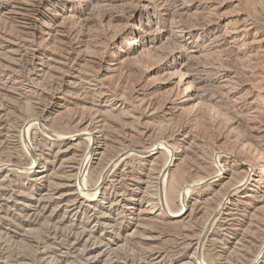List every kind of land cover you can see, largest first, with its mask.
Instances as JSON below:
<instances>
[{
    "label": "rangeland",
    "instance_id": "rangeland-1",
    "mask_svg": "<svg viewBox=\"0 0 264 264\" xmlns=\"http://www.w3.org/2000/svg\"><path fill=\"white\" fill-rule=\"evenodd\" d=\"M261 160L264 0H0V264H264Z\"/></svg>",
    "mask_w": 264,
    "mask_h": 264
},
{
    "label": "bare ground",
    "instance_id": "bare-ground-1",
    "mask_svg": "<svg viewBox=\"0 0 264 264\" xmlns=\"http://www.w3.org/2000/svg\"><path fill=\"white\" fill-rule=\"evenodd\" d=\"M182 82V81H181ZM187 86V85H186ZM188 94V93H187ZM185 95V94H184ZM159 149V148H158ZM173 156H177L179 154V147H175L173 149ZM172 157L170 158L172 160ZM169 159V158H168ZM262 166L260 167L261 170L260 171V174L259 175H253L254 179H251V180H247V182H244L243 184L241 183L240 186L236 187L235 189H247L246 187H253V185H256L258 188L257 189H261V188H264V160H261L260 161ZM169 164V163H168ZM167 164V165H168ZM169 166V165H168ZM221 166H218V168H220ZM263 169V170H262ZM220 171V170H219ZM224 171V170H223ZM226 173H217L214 177H213V180L217 181V180H220L221 178H223L222 175H225ZM253 182V184H252ZM255 186V187H256ZM234 189V191H235ZM188 192V191H187ZM188 194V193H187ZM187 194H186V197H187ZM185 208V207H183ZM185 210V209H184ZM183 211V209L181 210V212ZM181 212H178L181 214ZM176 213V214H178ZM173 216V215H172Z\"/></svg>",
    "mask_w": 264,
    "mask_h": 264
}]
</instances>
